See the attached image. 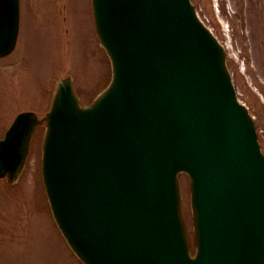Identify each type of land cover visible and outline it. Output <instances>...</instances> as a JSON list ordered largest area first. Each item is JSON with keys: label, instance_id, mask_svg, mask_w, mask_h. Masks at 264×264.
Masks as SVG:
<instances>
[{"label": "water", "instance_id": "water-1", "mask_svg": "<svg viewBox=\"0 0 264 264\" xmlns=\"http://www.w3.org/2000/svg\"><path fill=\"white\" fill-rule=\"evenodd\" d=\"M93 11L112 80L84 107L71 78L59 81L43 119L44 185L72 250L85 264H264V158L189 0H93ZM18 21V0H0V57ZM43 120L15 118L0 140V178L18 179Z\"/></svg>", "mask_w": 264, "mask_h": 264}, {"label": "rangeland", "instance_id": "rangeland-1", "mask_svg": "<svg viewBox=\"0 0 264 264\" xmlns=\"http://www.w3.org/2000/svg\"><path fill=\"white\" fill-rule=\"evenodd\" d=\"M195 1L203 20L215 25L210 0ZM226 1L222 0L223 16L230 21V10L237 9L238 0H231L232 6L225 9ZM20 7L16 49L0 59V137L20 112L44 116L59 79L73 78L74 91L83 105L110 81L109 62L94 29L91 0H20ZM215 32L224 42L225 37ZM230 35L228 64L238 97L250 107L257 128L264 131V98L251 90L250 83L256 81L249 79L250 73L257 72L264 77L261 45L246 49L240 25ZM254 35L252 40H258ZM234 54L239 57V65L234 62ZM261 83L260 86L257 81L264 92V81ZM43 130L39 127L34 135L27 170L19 183L9 186L6 180L0 181V264H81L61 238L46 200L39 168ZM181 184L183 213L192 236L188 181L184 175Z\"/></svg>", "mask_w": 264, "mask_h": 264}, {"label": "flooded vegetation", "instance_id": "flooded-vegetation-1", "mask_svg": "<svg viewBox=\"0 0 264 264\" xmlns=\"http://www.w3.org/2000/svg\"><path fill=\"white\" fill-rule=\"evenodd\" d=\"M239 12L234 15L236 20L245 22L249 25L261 26L264 22V0H238L237 1ZM242 13V15H241ZM251 23V24H250ZM236 25L235 23H232ZM256 29V28H255Z\"/></svg>", "mask_w": 264, "mask_h": 264}]
</instances>
